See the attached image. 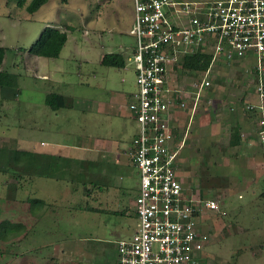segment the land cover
Returning <instances> with one entry per match:
<instances>
[{"label": "rangeland", "instance_id": "rangeland-1", "mask_svg": "<svg viewBox=\"0 0 264 264\" xmlns=\"http://www.w3.org/2000/svg\"><path fill=\"white\" fill-rule=\"evenodd\" d=\"M132 18V0H47L33 13L18 7L16 0H0V46L5 48L0 69L17 73L20 89L0 87V146L19 151L24 147L19 140H29L31 147V142L58 141V111L50 110L44 103L47 92L65 96L99 95L103 88H97L94 83L105 84V79H99L103 77L102 70L109 74L112 69L116 75L114 82L121 83L127 90L136 89L135 75L130 68L103 67L95 62L97 52L111 49L117 52L119 46L121 49L126 46L125 52L130 54ZM66 25L73 29L67 30L68 38L59 58L29 53L28 48L45 26L65 29ZM245 66L242 62L222 66L211 81V89L205 92L206 99L197 106L190 126L192 148L187 154L190 161L183 167L188 173L187 184L217 204V209L208 212L204 222L209 225L206 228L210 242L205 250L207 261L201 260L199 264H264V178L258 181L251 168L245 169L244 161H241L245 155L229 143L234 132V119L242 109L248 113L246 102L260 104L255 81ZM58 68L62 81L59 84ZM94 71L97 79L92 77ZM43 74L49 79L43 80ZM120 77L125 82H121ZM207 99L210 101L206 102ZM61 111L73 115L77 112L71 108ZM136 128L134 118L128 121L124 128L126 141H131ZM116 131L118 135V130L112 132ZM255 142L258 144L256 138ZM259 149L264 152V147ZM31 154L39 158L38 168L35 160L30 167L27 162L17 165L11 162L15 172L0 171V222L22 223L24 231L31 226L38 232L21 243L17 255L6 256V264H58V241L69 238L106 236L114 242L117 236L125 240L131 237L137 225L134 216L127 219L126 232L117 235L114 226L118 227L119 216L111 213L110 207L97 212L81 209L79 197L68 200L70 203L62 206L58 217V192L61 198L66 195L62 183L58 184L56 180L58 173L53 172L54 178L38 175L45 171L41 161L46 164L48 160L43 157L45 154ZM23 159L28 161L29 157ZM18 171L25 175L20 177ZM127 172L122 181L123 193L120 191L125 201L133 199L138 188L137 171L130 167ZM252 195L255 198L249 200ZM28 197H38L45 202L37 208L40 217L30 212ZM36 218L40 221L33 227ZM110 228L114 230L111 233ZM19 234L9 233L6 240H0V247L9 240L16 242ZM33 248H36L34 253L29 251ZM99 259L91 260L90 264H104V260Z\"/></svg>", "mask_w": 264, "mask_h": 264}, {"label": "built area", "instance_id": "built-area-1", "mask_svg": "<svg viewBox=\"0 0 264 264\" xmlns=\"http://www.w3.org/2000/svg\"><path fill=\"white\" fill-rule=\"evenodd\" d=\"M132 11L133 44L125 60L136 87L129 157L138 176L137 225L129 239L116 242L114 264H199L210 242L204 213L217 204L184 186L178 161L187 133L172 116L190 105L191 118L218 67L246 63L260 101L246 108L264 143V0H132ZM193 53L210 57L205 70L183 67Z\"/></svg>", "mask_w": 264, "mask_h": 264}, {"label": "crops", "instance_id": "crops-1", "mask_svg": "<svg viewBox=\"0 0 264 264\" xmlns=\"http://www.w3.org/2000/svg\"><path fill=\"white\" fill-rule=\"evenodd\" d=\"M132 44L133 42L131 45ZM121 48L122 46H119L120 50L118 49L117 52H115L116 50L114 49L97 52L98 54H96L97 58L95 62L100 64V60L105 53H120L124 59V65L118 68L124 70L130 68L129 70L134 74L133 67L125 60L128 55L125 50H128V48L126 46H123V49ZM100 65L114 68L112 66ZM220 70H222V66L218 67L217 71ZM60 73L61 70L58 68V84L61 81L59 76ZM100 73L101 72H99V75ZM92 75V77L97 79L95 71ZM102 76L103 77L99 79H105V84L99 81H95L94 83V86L97 88H103L101 94L92 96H80L76 94L67 95V97L70 98V106L64 108H71L77 112L73 115L72 112L61 111L63 108L57 110L58 141H40L39 144L31 142V147L29 140H19L22 146H24L23 149L20 150H26L30 153H42L46 156H58V163L55 165L53 172L55 171L58 173L56 175L58 179L56 180H58V184L62 183L61 186L64 187L63 190L66 194L64 198H61L58 192V217L60 216L59 212L62 210V206L65 207L66 202L70 203V201L79 197L80 208H84L86 211L93 210L97 212L98 210H102L103 207H110L111 213L115 214L116 217L119 216V220L117 219L116 223L118 227L114 226V229L117 235L119 232L123 235L126 232L127 219L132 216L136 218L134 198L127 200L125 195V201L124 196H120L123 185L122 181L124 180V176L128 174L127 169L130 167L135 169L130 162L129 151L137 128L133 133L131 141H126L124 139V128L127 126L128 121L130 122L131 119L133 120L130 104L134 102L133 93L135 89L127 90L121 83L114 82L116 75L113 69L109 74H107L105 70H102ZM42 79L45 80L49 78L43 74ZM187 80L186 77L180 79L179 82H186ZM120 81L125 82V79L120 77ZM83 84L87 83L83 82ZM248 103L252 104L247 101L246 106ZM201 105L200 103L198 106ZM189 109L190 105L182 111H175L172 116V122L177 123V125L181 127L180 129L187 133L185 145L178 161V174L185 187L192 191L197 190L199 193V189H192L188 186L186 181L188 173L185 172V169L183 170V167L188 166L190 161L187 156L192 148L189 140V137L192 135L190 126L192 120L195 118L194 115L196 114L195 111L197 107L195 111H193L191 118H189ZM186 126L188 127L186 128ZM255 126L256 116L250 111L247 113V111L242 109V111L238 113L237 118L234 119L233 127L238 130L239 140L237 144L232 145V147H238L240 151L243 152L245 156L242 157L241 161H244L243 165L245 169L251 168L252 173L258 177L259 181L261 177L264 178V152L259 149L264 147V143L260 142L256 137ZM113 130H118L119 134H116L117 131L113 133ZM255 138L258 140V144H256ZM248 157H250L251 160H249ZM41 163V168L45 169L48 163L45 164L43 161ZM253 169L255 170L253 171ZM125 192L126 191H124V194ZM121 193H123V191H121ZM252 197L249 200L255 198L253 195ZM208 199L210 198L208 197ZM208 214L209 213L206 211L204 216L207 218ZM205 227H209V225L206 223ZM109 231L111 233L114 230L110 228ZM122 231L124 232L122 233ZM109 239L111 238L102 236L96 239L72 238L70 240L69 238L66 241H58V264H81V262L90 264L91 260H95V258L103 259L104 264H114L116 261L115 245L116 242L122 238L117 236L114 242H110Z\"/></svg>", "mask_w": 264, "mask_h": 264}, {"label": "trees", "instance_id": "trees-1", "mask_svg": "<svg viewBox=\"0 0 264 264\" xmlns=\"http://www.w3.org/2000/svg\"><path fill=\"white\" fill-rule=\"evenodd\" d=\"M26 1L27 0H16V5L18 7H24V9L28 13H33L47 0H29L27 3ZM72 29L73 28L70 25H66L65 29L56 26H45L39 34L38 38L28 48L29 53L39 57L57 58L67 40V30L71 31ZM4 54L5 48L3 46H0V66L3 62ZM183 60L184 61L182 65L184 68L188 70L203 71L207 68L210 61V57L207 54L193 53L185 56ZM100 64L112 67H122L124 65V59L120 53H105L103 54L100 60ZM18 79L19 75L17 73L0 69V87H11L16 88L17 91H20V89H18ZM44 103L50 108V110L57 111L60 108L69 107L70 98L63 95L62 93L51 91L45 93ZM233 131V135L229 141L230 145H236L237 141L239 140V133L237 128H235ZM30 154L31 153L26 150H11L6 147L0 146V171L2 173H8L10 170L14 171L11 162L16 163V165L17 163L19 164L27 162V166L30 167L32 161L36 160L35 166H39V158L35 157L34 154L33 156L31 154V157ZM25 156L29 157L28 161H25V159H23V157ZM43 157H47L48 162L46 163L48 164L45 168V171H43L42 173L39 172L38 175L54 178L53 170L55 168V165L58 163V156L44 155ZM17 175L21 177L25 174L22 171H18ZM262 195L264 196V192L262 193ZM27 201L29 204L30 212L35 217H40L37 208L45 204L43 199H40L38 197H28ZM37 218L33 221V227L35 225H38L40 221H38ZM17 232H20V237L17 239L16 242L9 240L5 242V244L1 245L2 247H0V264L2 262L3 264H6V256H9L11 254L17 255L19 252L16 251L20 247L21 243L23 244V241H27L30 237L36 236L38 234V232L35 231L31 226H29L24 231V226L22 223H11L9 221L0 222V240H6L8 238L9 233ZM35 249L36 248H33L29 251H32V253H34Z\"/></svg>", "mask_w": 264, "mask_h": 264}]
</instances>
